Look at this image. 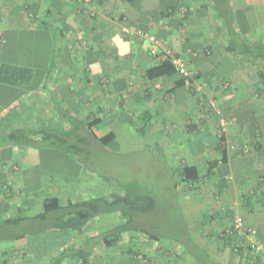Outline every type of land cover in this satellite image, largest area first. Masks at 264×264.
<instances>
[{"label": "crops", "instance_id": "crops-1", "mask_svg": "<svg viewBox=\"0 0 264 264\" xmlns=\"http://www.w3.org/2000/svg\"><path fill=\"white\" fill-rule=\"evenodd\" d=\"M227 1L222 19L211 0H91L84 15L79 0H0V120L9 116L0 131L19 128L23 116L35 109L64 124L65 111L84 122L87 137L92 132L101 139L115 136L105 147L93 139L89 146L121 153L142 144L149 163L159 166L158 178L167 174L181 199L189 237L204 256L217 264H264V254L246 257L248 244L236 253L234 246L242 241L226 243L222 236L234 216L242 215L264 241V83L247 63L230 57L224 23L232 19L242 40L264 47V0ZM92 10L93 20L87 17ZM124 27L168 40L186 58L192 78L173 71L150 76L160 65L144 42L123 33ZM7 68L26 69L29 75L21 83L5 79ZM54 98L60 113L54 111ZM222 120L227 126L221 140ZM91 157L86 152L75 159L51 147L0 142V229L40 214L51 195L68 206L114 194L117 180L109 168L97 169L105 181L97 180L96 170L88 172ZM46 158L61 165L69 161L78 171L76 179L43 182ZM188 168L198 172L195 183L184 181ZM122 222L120 213L100 216L82 234L53 232L48 238L62 252ZM17 236L14 232L0 241V264H58L59 252L34 256L33 236ZM155 244L160 243L124 233L117 245L101 241L91 262L142 264L130 249L152 256ZM177 250L180 259L187 256L180 243ZM61 264L83 263L67 256Z\"/></svg>", "mask_w": 264, "mask_h": 264}, {"label": "trees", "instance_id": "trees-1", "mask_svg": "<svg viewBox=\"0 0 264 264\" xmlns=\"http://www.w3.org/2000/svg\"><path fill=\"white\" fill-rule=\"evenodd\" d=\"M211 1L215 11L223 19V12L229 9L226 7L228 1ZM80 5L83 6L81 3ZM80 5L78 11L82 12L83 9ZM87 17L93 20L96 16L87 15ZM224 23L229 34V37L226 38L228 42V54L233 58V61L234 59L238 60V64L247 63L258 76L259 80L264 83V47L262 45H251L242 40L235 32L232 19H226ZM54 31L53 33L57 37V30L55 29ZM169 71L175 72L171 64L166 62L152 70L150 76H162ZM46 76L47 79L50 78V74ZM54 103V111L60 113V111L57 110L59 108V103L55 98ZM37 104H41V101H38ZM18 105L20 106V103ZM15 107L16 106H14L13 110H15ZM21 109L24 108L21 107ZM23 112H25V110H23ZM62 115L65 121L64 124L58 122L56 116H47L45 111L39 109L32 110L27 116H23V124L21 127L7 129V131L2 132L0 131V142L7 147L25 146L37 149L51 147L78 159L86 153L85 149H81V146L89 144L92 139L105 147L115 138L113 134H110L101 139L93 132L90 134V137H85L86 132L84 133L81 129V125H84V122L70 118L65 111L62 112ZM6 117L9 116L3 115L1 117L0 124ZM87 128L90 130L91 125L88 124ZM73 141L76 144H80V146L73 144ZM183 178H185L184 181L187 183H195L199 179V175L196 169L188 168L183 171ZM123 193L124 194L114 193L110 197H99L82 203H71L68 206H63L57 196H48L43 205V211L40 214L32 218H17L11 223L9 222L7 228L3 230L0 229V241L8 239L7 236L14 232L18 234L16 239L33 236L30 244L31 247H33L32 252L34 256L54 255L56 252L60 251L62 246L52 242L50 243L49 239L52 241V238H48L50 233L76 232L82 234L84 228L91 220L100 216H111L115 213H120L123 220L121 224L115 226L107 234L88 240V242L80 248H76L74 245L66 247L64 251L56 255L61 256L56 263L61 264L63 258L71 256L74 259L77 258L83 264H92L91 258L94 256V250L101 241L107 246L117 245L119 238L124 233H138L147 240L159 241V237L147 228V225H150V223L145 217V215L151 216L155 211V200L151 197L143 196L139 191V187L132 190L125 189ZM186 233L184 240L179 239L177 241L183 246L185 254L187 255L184 256V259L189 257L194 264H217L215 261L211 260L210 257L204 256L201 248L192 242L188 231ZM43 248L45 250H43ZM249 252L251 251L249 250ZM130 254L134 255V257L140 259L145 264H149V260L146 256H140L141 254L135 252V250L130 249ZM150 261H152V259Z\"/></svg>", "mask_w": 264, "mask_h": 264}, {"label": "rangeland", "instance_id": "rangeland-1", "mask_svg": "<svg viewBox=\"0 0 264 264\" xmlns=\"http://www.w3.org/2000/svg\"><path fill=\"white\" fill-rule=\"evenodd\" d=\"M28 73L29 71L26 69L7 68L3 76L6 77L5 79L13 77L14 81L21 83L29 75ZM20 107H23V104H20ZM8 113H12V110ZM85 137H87V133H85ZM72 143L80 146L74 141ZM136 147L121 153L104 152L100 147L89 146L88 144L81 146V149H85L87 153L92 155V167L86 165V168L88 172L97 171V180H106V176L97 169H102L103 167L110 169L113 174L112 178L114 177L117 180L115 193L124 194L122 192L125 189L132 190L139 187L141 193L148 194L155 200V211L151 216L145 215V217L150 223L147 228L159 237L157 242L160 244L154 245L152 252H155L156 255L146 256L149 264H194L188 257L180 259V255L177 252V241L179 239L184 240L188 231L181 199L175 194L167 174L162 178H158L160 177L158 176L159 166L155 163H149L145 155L147 151H142V144H138ZM43 161L40 170V173L43 174V182L76 179L78 171L76 168L69 166V161L62 165L47 158ZM145 161L147 163H143ZM144 189H146V192H144ZM43 250L45 249L43 248ZM242 250L243 252L246 251ZM136 251L141 254L140 256H143L142 251ZM250 251L244 252L247 254L246 257H249L250 253H256L252 250ZM151 259L152 261H150ZM142 264L145 263L143 262Z\"/></svg>", "mask_w": 264, "mask_h": 264}, {"label": "built area", "instance_id": "built-area-1", "mask_svg": "<svg viewBox=\"0 0 264 264\" xmlns=\"http://www.w3.org/2000/svg\"><path fill=\"white\" fill-rule=\"evenodd\" d=\"M83 6L90 5L91 0H79ZM83 12V11H82ZM84 14V12H83ZM91 16H96V12L92 10ZM123 33L128 36H135L137 40L144 42L147 46L149 56L158 64L162 65L169 62L173 70L185 79H191L193 73L189 68V63L186 58L178 53L166 39L160 38L153 34L142 33L136 27H124ZM211 106L215 107V102H211ZM227 122L224 120L220 123V139L224 136V131ZM225 143L222 141V144ZM223 239L226 243H230L233 239L242 241L241 245L234 246L236 253L244 249L245 244H248L249 250L258 254H264V241L258 238V231L256 228L247 227L245 225L244 217L242 215H235L231 227L227 228L223 233Z\"/></svg>", "mask_w": 264, "mask_h": 264}]
</instances>
